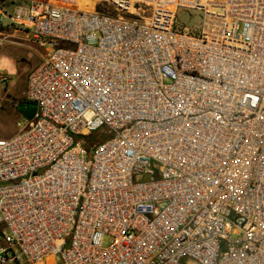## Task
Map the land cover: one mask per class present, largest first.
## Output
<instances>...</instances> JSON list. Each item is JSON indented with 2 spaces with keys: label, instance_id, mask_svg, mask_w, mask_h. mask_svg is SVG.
Instances as JSON below:
<instances>
[{
  "label": "built area",
  "instance_id": "2783aa9c",
  "mask_svg": "<svg viewBox=\"0 0 264 264\" xmlns=\"http://www.w3.org/2000/svg\"><path fill=\"white\" fill-rule=\"evenodd\" d=\"M6 17L46 53L34 118L0 139V264H264V0H0Z\"/></svg>",
  "mask_w": 264,
  "mask_h": 264
},
{
  "label": "rangeland",
  "instance_id": "374dc122",
  "mask_svg": "<svg viewBox=\"0 0 264 264\" xmlns=\"http://www.w3.org/2000/svg\"><path fill=\"white\" fill-rule=\"evenodd\" d=\"M199 19L200 15L197 12L182 11L178 14L176 22L195 31ZM41 48L46 53V48ZM5 49V52L0 53V72L8 78L7 82L0 85V139L11 138V135L18 133L25 123L17 107L25 100L27 78L33 70H28L31 62L22 60L18 47L6 45ZM94 140L96 136H91L87 137L85 142L91 143Z\"/></svg>",
  "mask_w": 264,
  "mask_h": 264
},
{
  "label": "crops",
  "instance_id": "0c3cea01",
  "mask_svg": "<svg viewBox=\"0 0 264 264\" xmlns=\"http://www.w3.org/2000/svg\"><path fill=\"white\" fill-rule=\"evenodd\" d=\"M16 3H26L28 0H14ZM18 47L20 57L31 62L28 70L34 69L42 61L45 52L43 49L32 41L29 30L12 23V20L6 17L0 25V53L5 52V46ZM17 134V133H16ZM16 134L11 135L12 137Z\"/></svg>",
  "mask_w": 264,
  "mask_h": 264
},
{
  "label": "water",
  "instance_id": "95a60500",
  "mask_svg": "<svg viewBox=\"0 0 264 264\" xmlns=\"http://www.w3.org/2000/svg\"><path fill=\"white\" fill-rule=\"evenodd\" d=\"M19 113L26 120H32L36 113V105L30 102H25L17 107Z\"/></svg>",
  "mask_w": 264,
  "mask_h": 264
},
{
  "label": "trees",
  "instance_id": "16d2710c",
  "mask_svg": "<svg viewBox=\"0 0 264 264\" xmlns=\"http://www.w3.org/2000/svg\"><path fill=\"white\" fill-rule=\"evenodd\" d=\"M25 102H26V100L22 101V102L20 103V105L23 104V103H25Z\"/></svg>",
  "mask_w": 264,
  "mask_h": 264
}]
</instances>
